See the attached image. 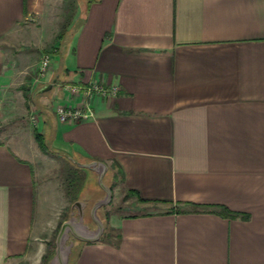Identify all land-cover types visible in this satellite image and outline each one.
Listing matches in <instances>:
<instances>
[{"label": "crops", "instance_id": "1", "mask_svg": "<svg viewBox=\"0 0 264 264\" xmlns=\"http://www.w3.org/2000/svg\"><path fill=\"white\" fill-rule=\"evenodd\" d=\"M59 7L0 0V123L29 79L23 107L57 152L0 139V264H43L74 204L73 160L107 164L130 199L115 235L79 242L70 264H264V0H91L39 79L18 44H54ZM95 82L118 92L94 98V119L59 122L64 86Z\"/></svg>", "mask_w": 264, "mask_h": 264}, {"label": "rangeland", "instance_id": "2", "mask_svg": "<svg viewBox=\"0 0 264 264\" xmlns=\"http://www.w3.org/2000/svg\"><path fill=\"white\" fill-rule=\"evenodd\" d=\"M91 0H60V7L63 8V11H65L64 19L61 20L62 23H64V26L61 27L59 33L56 36L54 44L51 45L48 44L46 46L41 45L42 47L39 50H36L35 47L31 46V43H34L36 41V36H27L25 40H23L22 43H24V46L21 42L18 44V52H24L28 53L29 59L28 61H31L32 64H37L41 61L42 57L46 54H51L52 50H54L53 46L59 47L61 44V52L60 55L63 57L66 52L70 53L69 48L70 44L72 43V37L74 35V32L80 25L81 20L80 16H83V12L87 8L88 3ZM63 4V5H62ZM62 11V10H61ZM63 12L60 13V16ZM42 42L47 40L44 37L40 38ZM44 47V48H43ZM20 80H23V84H18L17 88V94L18 96H21L19 98V101L17 100L14 102L15 105L17 104L16 108L13 109V113L10 116H6L5 121L3 123H0V139H6L10 142H16L17 144H20L22 146H26L27 148L30 147V144L34 142V133L36 131V126L32 124L31 122V116H36L34 113L29 110H25L23 107V99H25L26 105H31V100L33 98V93L31 91V82L29 79L24 80L22 77ZM38 91V90H37ZM36 92V91H34ZM22 94V95H21ZM50 94L44 93L43 96H46ZM23 96V97H22ZM23 98V99H22ZM32 107V106H31ZM34 110V108H33ZM35 114L37 111H33ZM54 119V118H53ZM40 131H43V127L40 129ZM46 143L51 146V140L47 133L44 134ZM50 144H49V143ZM57 145V144H54ZM52 147V146H51ZM56 147V146H54ZM77 161V160H76ZM79 163V162H78ZM70 165L72 166V172L69 174V181L72 183L75 191H76V197L74 198L73 202L78 201H86L87 202V209H86V215H85V221L87 223L91 222L92 219L90 217V212L92 207L101 200L105 193L100 188L98 183V175L88 169H83L78 167V165L74 162H71ZM104 183L110 187L113 191V200L111 204L108 206L102 207L98 211V215L101 218V220L104 223L105 226V233L103 238L109 239L113 235H115L113 228L111 227V219L114 215H116L122 208L125 206V202L130 199L128 196L123 197V192L119 189L118 183L112 184L110 181V173L108 172L104 178ZM134 200L131 199V201ZM71 208L69 211H66V213L63 214V219L67 220L70 218ZM85 222V223H86ZM62 225V224H61ZM56 229L54 233L53 241L49 244L48 252L44 257V260L42 261L43 264H48L52 257L55 254V241L57 238V235L59 233L60 227ZM70 240H73V237L70 238ZM77 244V245H76ZM80 245L78 241L75 240V245L73 247V253L76 246ZM73 253L71 255L70 262L73 258Z\"/></svg>", "mask_w": 264, "mask_h": 264}, {"label": "water", "instance_id": "3", "mask_svg": "<svg viewBox=\"0 0 264 264\" xmlns=\"http://www.w3.org/2000/svg\"><path fill=\"white\" fill-rule=\"evenodd\" d=\"M53 85H47L39 89L36 94H44L51 91ZM78 167L88 169L98 175V183L100 188L104 191L105 196L99 200L91 209L90 217L96 229L92 230L85 223V215L87 209L86 201L75 202L71 207V216L65 220L59 230L55 241V254L48 264H70L71 255L75 240L82 243H94L100 241L105 233V226L98 215V211L105 206L111 204L113 200V191L104 183V178L109 170L107 164L103 162L78 163L73 160ZM75 210H77L75 215ZM73 237V240L70 238Z\"/></svg>", "mask_w": 264, "mask_h": 264}, {"label": "built area", "instance_id": "4", "mask_svg": "<svg viewBox=\"0 0 264 264\" xmlns=\"http://www.w3.org/2000/svg\"><path fill=\"white\" fill-rule=\"evenodd\" d=\"M50 69L51 57L47 54L43 56L41 61L39 79L45 78ZM64 87L68 92L67 103L59 105L56 109L57 118L61 123H74L94 119L95 112L92 106L94 98L96 96L105 98L109 94L115 96L118 92L115 87L108 89L97 82L88 85L67 84ZM31 122L37 126L39 122L37 116H31Z\"/></svg>", "mask_w": 264, "mask_h": 264}, {"label": "trees", "instance_id": "5", "mask_svg": "<svg viewBox=\"0 0 264 264\" xmlns=\"http://www.w3.org/2000/svg\"><path fill=\"white\" fill-rule=\"evenodd\" d=\"M37 92V91H36ZM35 92V93H36ZM34 137H35V140L37 141L39 147L41 148V150L45 153H57L56 151H52L50 149V147L47 145L46 141H45V138L43 136V134L39 133V132H35L34 133ZM104 236V235H103Z\"/></svg>", "mask_w": 264, "mask_h": 264}, {"label": "flooded vegetation", "instance_id": "6", "mask_svg": "<svg viewBox=\"0 0 264 264\" xmlns=\"http://www.w3.org/2000/svg\"><path fill=\"white\" fill-rule=\"evenodd\" d=\"M76 212H77V210H75V215H76ZM70 214H71V211H70ZM85 222H86V221H85ZM86 224H87L92 230H95V229L97 228L93 221H91V222H89V223L86 222Z\"/></svg>", "mask_w": 264, "mask_h": 264}]
</instances>
